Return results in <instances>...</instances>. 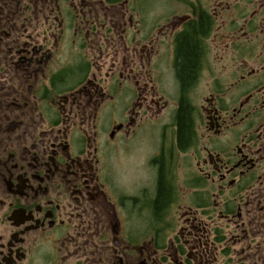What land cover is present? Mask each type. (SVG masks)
Here are the masks:
<instances>
[{"label": "flooded vegetation", "instance_id": "flooded-vegetation-1", "mask_svg": "<svg viewBox=\"0 0 264 264\" xmlns=\"http://www.w3.org/2000/svg\"><path fill=\"white\" fill-rule=\"evenodd\" d=\"M0 264H264V0H0Z\"/></svg>", "mask_w": 264, "mask_h": 264}, {"label": "trees", "instance_id": "trees-1", "mask_svg": "<svg viewBox=\"0 0 264 264\" xmlns=\"http://www.w3.org/2000/svg\"><path fill=\"white\" fill-rule=\"evenodd\" d=\"M185 39H183L181 41V43H183L182 49H181V53L183 58L186 60V67L189 68V70L193 69L191 68V64L194 63V61L196 60V48L195 45L193 44V41L191 39L184 37Z\"/></svg>", "mask_w": 264, "mask_h": 264}]
</instances>
